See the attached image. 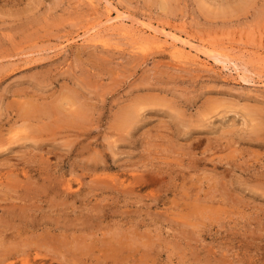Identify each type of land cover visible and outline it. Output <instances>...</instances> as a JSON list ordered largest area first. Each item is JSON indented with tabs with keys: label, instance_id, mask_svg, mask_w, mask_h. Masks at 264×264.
Instances as JSON below:
<instances>
[{
	"label": "rangeland",
	"instance_id": "374dc122",
	"mask_svg": "<svg viewBox=\"0 0 264 264\" xmlns=\"http://www.w3.org/2000/svg\"><path fill=\"white\" fill-rule=\"evenodd\" d=\"M110 1L241 69L104 0H0L1 263L264 264V0Z\"/></svg>",
	"mask_w": 264,
	"mask_h": 264
},
{
	"label": "bare ground",
	"instance_id": "6f19581e",
	"mask_svg": "<svg viewBox=\"0 0 264 264\" xmlns=\"http://www.w3.org/2000/svg\"><path fill=\"white\" fill-rule=\"evenodd\" d=\"M91 3L93 2V0H89ZM105 5H106V22L111 26L114 24H120L126 27H129L131 30L135 29L136 31L134 33H139L144 35L143 37V42L145 43H152V44H156L160 47L169 49L170 52L174 55L177 56L179 58H182L184 60H191V61H197L199 58H201V55H204L205 57L208 58H212L214 59V62L217 64L221 65L222 69H226L228 71H235V72H239L241 68H238L237 64L235 63L234 60L221 55L220 53H212V52H206L205 50L207 49H200V45L197 43V41L195 40V38H192V36L190 37L187 32L183 33L182 31H178L176 28L173 27H167L166 25L164 26L163 24H155V23H148V22H144L141 19H137L135 17H133L132 15H126L124 14L117 6H115L110 0H104ZM90 29V28H89ZM88 29V31H85L82 37V40L85 41H91V42H96L99 44H107V39L105 37V35H100L99 32H95L93 33V30L95 29V27H92L90 30ZM92 31V34H91ZM132 34V33H130ZM107 36V35H106ZM199 42V41H198ZM141 47V45H140ZM212 51V50H211ZM217 52V51H216ZM239 70V71H238ZM264 85V83H263ZM75 101V100H74ZM83 108V107H82ZM131 110V108H128ZM133 109V108H132ZM135 109V107H134ZM137 109V108H136ZM80 110V109H79ZM128 110V112L130 111ZM138 110V109H137ZM125 111V110H124ZM133 111V110H132ZM79 112V111H77ZM127 112V110H126ZM75 114V111L73 112ZM72 113V114H73ZM135 113V114H134ZM136 110L130 113H127L125 116H123L121 119L124 120V122L121 120V122H123L121 124L120 127H123L122 125L124 124V127L126 125H128L131 121H133L137 116ZM71 114V115H72ZM80 114V113H79ZM78 114V115H79ZM77 115V116H78ZM122 115V114H121ZM75 116V115H74ZM137 120V119H135ZM134 120V123L136 122ZM138 121V120H137ZM129 122V123H128ZM130 125V124H129ZM128 125V126H129ZM132 125V124H131ZM127 127V126H126ZM125 127V128H126ZM67 187L70 188V186L66 185ZM68 189V188H67ZM70 192H68L69 194ZM71 194V193H70ZM73 194V193H72ZM76 195V194H75ZM16 249V248H15ZM11 250V249H10ZM17 250V249H16ZM10 252V251H9ZM32 252V251H31ZM37 252V251H36ZM39 253V252H37ZM9 254V253H8ZM7 254V255H8ZM11 254V253H10ZM10 254L8 256H10ZM14 254V253H13ZM17 254V252H16ZM29 255V254H28ZM35 255V254H34ZM38 255V254H37ZM40 255V254H39ZM38 255V256H39ZM30 256V255H29ZM32 256V255H31ZM12 257V254H11ZM14 257V256H13ZM35 257V256H34ZM18 257H15V259ZM21 258V257H20ZM27 258V257H26ZM23 260L21 258L20 260H18V262H22V264H30L29 260ZM36 258V257H35ZM34 258V259H35ZM40 258V257H39ZM4 259V258H3ZM9 259V258H7ZM6 259V260H7ZM13 259V258H12ZM41 259V258H40ZM5 260V259H4ZM10 260V259H9ZM36 260V259H35ZM38 260V259H37ZM36 260V263H37ZM45 260V259H44ZM43 261V260H42ZM4 261H0V264H4L1 263ZM12 262V260H11ZM15 262V261H14ZM33 262V260L31 261ZM40 262V261H39ZM47 264V261H45ZM10 262H8L9 264Z\"/></svg>",
	"mask_w": 264,
	"mask_h": 264
}]
</instances>
